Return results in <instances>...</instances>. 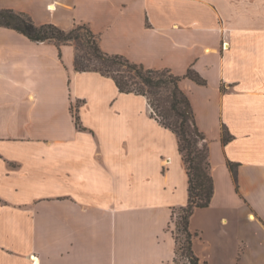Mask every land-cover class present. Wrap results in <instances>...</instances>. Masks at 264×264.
Wrapping results in <instances>:
<instances>
[{"label": "crops", "instance_id": "0c3cea01", "mask_svg": "<svg viewBox=\"0 0 264 264\" xmlns=\"http://www.w3.org/2000/svg\"><path fill=\"white\" fill-rule=\"evenodd\" d=\"M0 8L63 29L86 22L109 53L199 73L206 84L179 80L209 141L214 185L189 220L193 250L200 264H264V0H0ZM74 57L71 43L0 26V264H173V211L188 201L177 136L145 96L76 71ZM227 161L238 164L237 181Z\"/></svg>", "mask_w": 264, "mask_h": 264}, {"label": "trees", "instance_id": "16d2710c", "mask_svg": "<svg viewBox=\"0 0 264 264\" xmlns=\"http://www.w3.org/2000/svg\"><path fill=\"white\" fill-rule=\"evenodd\" d=\"M0 26L13 28L37 42L71 43L75 46L76 71H97L113 78L121 92H133L147 98L153 116L176 134L188 178V201L179 208L180 216L176 224L182 239L175 236L173 231L176 242L173 264L179 253L186 258L188 264H200L192 246L198 233L190 230L189 220L194 210L207 207L213 196L209 141L196 123L192 105L180 88L179 80L188 77L201 85L206 84V80L191 68L180 76L169 68H148L124 54L109 53L101 48L98 35L86 22L75 23L71 28L63 29L50 22L37 24L26 12L0 8ZM75 122L79 126L77 116ZM231 138L227 128L222 126L221 141L226 143ZM227 166L237 181L238 164L227 161Z\"/></svg>", "mask_w": 264, "mask_h": 264}, {"label": "rangeland", "instance_id": "374dc122", "mask_svg": "<svg viewBox=\"0 0 264 264\" xmlns=\"http://www.w3.org/2000/svg\"><path fill=\"white\" fill-rule=\"evenodd\" d=\"M179 216H180V210L175 209L173 211V220L171 222V228H172V231L175 232V236H177L179 239H182V234L177 232V227H176L177 220L179 219ZM213 260H214V264H224V260L221 258H215ZM175 264H188V263H187L186 258L179 253L176 257V263Z\"/></svg>", "mask_w": 264, "mask_h": 264}, {"label": "built area", "instance_id": "2783aa9c", "mask_svg": "<svg viewBox=\"0 0 264 264\" xmlns=\"http://www.w3.org/2000/svg\"><path fill=\"white\" fill-rule=\"evenodd\" d=\"M149 107H150V105H149ZM150 109H151V111H152V108L150 107Z\"/></svg>", "mask_w": 264, "mask_h": 264}, {"label": "bare ground", "instance_id": "6f19581e", "mask_svg": "<svg viewBox=\"0 0 264 264\" xmlns=\"http://www.w3.org/2000/svg\"><path fill=\"white\" fill-rule=\"evenodd\" d=\"M251 217H252V215H251Z\"/></svg>", "mask_w": 264, "mask_h": 264}]
</instances>
